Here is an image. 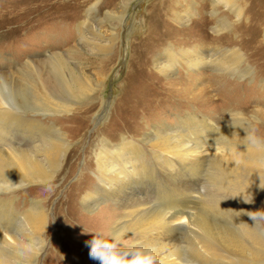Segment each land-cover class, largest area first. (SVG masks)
Instances as JSON below:
<instances>
[{
  "label": "rangeland",
  "instance_id": "374dc122",
  "mask_svg": "<svg viewBox=\"0 0 264 264\" xmlns=\"http://www.w3.org/2000/svg\"><path fill=\"white\" fill-rule=\"evenodd\" d=\"M6 1L0 0V94L4 97L6 87L11 88L13 99L29 110L37 108L34 104L41 94L39 104L54 107L51 112L43 110L34 116L42 126L16 123L11 130L0 111V141H5L13 131L11 139L22 141L26 163L30 164V171L18 172L15 164L6 161L0 147V181L7 182V177L12 180L16 176L14 183L23 179L26 185L18 191L0 193V225H19L25 242H29L15 256L4 255L6 264H99L90 258L86 242L92 234L85 231L102 230L110 238L118 223L127 225L118 226L122 227L121 246L132 247L139 238L129 231L128 225L163 208L165 201L157 197V191L170 190L173 176L189 180L188 187L176 186L173 191L198 212L203 228L199 235L213 248L219 264H242L244 259L249 264H264V219L254 222L248 215L264 212V193L257 203L254 204V197L252 203H246L231 184L232 178L242 181L248 190L245 196H253L262 189L260 176L264 177V166L259 160L264 154L254 147L256 158L250 161L253 172L243 170L238 177L230 174L229 163L222 160L205 161L202 167L185 174L183 169L177 170L165 162L159 165L155 156L147 153L145 164L149 170L140 171L132 184L140 188L141 196L147 197L146 207H136L130 201L117 207L113 200H105L101 191H96V153L105 139L117 143L129 138L150 149L142 139L156 129L166 127L174 132L188 127L179 126L182 123L189 125L204 117L218 128L213 133L214 141L222 133L218 144L227 153L233 136L239 137L240 142L241 133L247 136L243 127L230 123L227 111L244 113L249 133L264 138V0H231L219 6H213L211 0H98L104 1V8L97 12L96 23L100 24L102 34L114 38L108 51L105 46L90 47L82 42L80 24L86 12L82 2L95 0H48L39 8L34 5L40 2L33 5L34 2L12 0L9 11L4 8ZM108 12H114L115 17H109ZM178 12L186 13V20L178 19ZM170 44L177 50L213 47L220 54L217 59L228 62V72L211 67L190 69L179 64L170 75L162 74L155 69L154 59ZM223 48L234 49L242 56L238 58L230 51L224 54ZM43 86L51 93L45 98ZM25 116L33 117L31 112H25ZM33 136L41 146L35 143L36 147H32ZM35 149L42 151L43 171L32 169L29 159ZM92 194L91 206L86 199ZM122 204L125 209L120 208ZM112 206L117 213L109 219ZM128 211L126 217L124 212ZM39 216L37 225L35 219ZM190 235H178L175 243L187 256L195 251L198 242L196 235ZM22 250L25 255H20Z\"/></svg>",
  "mask_w": 264,
  "mask_h": 264
},
{
  "label": "bare ground",
  "instance_id": "6f19581e",
  "mask_svg": "<svg viewBox=\"0 0 264 264\" xmlns=\"http://www.w3.org/2000/svg\"><path fill=\"white\" fill-rule=\"evenodd\" d=\"M21 1H22V3L34 2L33 5L35 4V2H40L39 5H34V7L35 6L38 7L41 5L44 6L45 4H48L47 3L48 0H19V2H21ZM96 1L98 3V0H95L94 2H89V3L86 1L82 2V5L86 6L85 20H83L80 24L82 42L85 45L90 46V47H94V46L104 47L105 46L106 50L108 51V50H111L113 47L114 38L112 35L105 36L104 34H102L100 24L96 23L97 22L96 21L97 20V16H96L97 12L103 11V8H104V5L101 4V3H104V1L103 2L101 1V3L99 2L98 4H96ZM230 1L231 0H211L213 6H217V5L219 6V5L224 4V3H230ZM6 3L9 5L6 4V6L4 8L7 11L11 10V6H13L12 0H7ZM238 11L240 12V10H238ZM114 12H108L109 17L114 18L115 17ZM216 13L217 12H213L214 15ZM177 15H178V19H181L183 21L186 20V17H187L186 13H179L178 12ZM159 21H161V20H159ZM152 30H154V29H152ZM150 32H152V31H150ZM159 39H161V38L159 37ZM147 46H149V45H147ZM152 46H153V43H152ZM155 47H157V46H155ZM212 48H210L208 50H203V49L200 50V48H195L194 50H189V49L177 50V49H175V47L172 46V44H170L164 52L159 53L158 56L155 57L154 67L158 72L165 74V75H170L177 68V65H179V64H185L190 69H202V68H206V67H208V68L211 67V69L223 70L224 72H228V70H226L229 67V65L227 64L228 62H226V60H224L223 58L217 59L216 55H220V54H216L215 53L216 49H212ZM219 48H218V50H219ZM223 49L224 50L222 52L224 54H225V52L230 51L232 55H234L238 58L242 56L241 53H237V51L234 49H227V48H223ZM223 53H221V54H223ZM218 57H221V56H218ZM224 57H225V55H224ZM225 59H226V57H225ZM231 61H233V59ZM233 63L234 62H232V64ZM237 63H238V61H237ZM245 64H246V62H245ZM238 70H241V69L238 68ZM240 73H241V71H240ZM240 77H242V76H240ZM43 87H45L44 91L46 90V94L43 93L42 96H43V98H45L46 96L48 97L49 94H51V93H50L48 87H46V86H43ZM6 90H7V92H6V95L4 97L1 96V94H0V111H3L2 118L4 119L6 126L10 130H11L12 126L16 123H17V125L22 124V126H25V123L28 122V123H30L31 126H42L43 123L41 122V120L38 118H35L34 116L37 114H40V111H43V110L44 111H50V110L54 109V107L52 108L49 104H46V103L45 104H39V102L41 100V98H40L41 94H40L39 98H37V103L34 104V106H36L37 108H32V110H29L28 108H26V106L24 104L13 99L12 96L14 94L12 96L10 95V93L11 94L13 93L11 88H9V90H8V87H6ZM16 111H19L21 113H18ZM25 112H31L33 117L25 116ZM15 114H16V117H15ZM41 114H43V113H41ZM0 118H1V116H0ZM163 126H168V125H163ZM179 126H188V127H185L183 129H177L178 131H174V132L172 130L170 131L169 128L164 127V128L159 129V130L156 129L155 132L152 134L146 135L142 139V142L144 144H149L151 146L150 149L144 148L143 145L138 144L129 138H122L117 143L111 142L109 139H105V143H103V147L102 148L99 147L100 151L96 153V156H97V163L96 164H98V167H96L97 168L96 176L98 178V184H97L96 191L97 192L101 191V193L104 196L103 198H105V200H113V203L115 205H117V207L120 203L125 202V201H130L131 204H136V207L149 206L148 205L149 201H148V199H146L147 197L145 198V196H141L140 188L139 187H137V188L133 187V185H132L134 183V181H136L137 175L140 176V173H139L140 171L143 170L142 172H144V170H149L148 165L145 164L146 159H147L146 158L147 153H150L151 155L155 156V158H156L155 162L157 160L159 165L162 164V162H165V163H167V165H169V166L171 165V167L173 166L177 170L183 169L184 171H186L185 174H188L189 172L195 171L197 168L202 167V165L205 164V161L214 162V161H221V160L224 161V163L225 162L229 163L230 169H231L229 172L231 175H233L235 177H238L239 175H241L243 170H250L251 169L250 171H252L253 168H251V166H250V161L253 162V160L256 158V156L254 155L252 148H248V146L245 144V142H246L244 139L246 137L244 135L245 133H241L243 135V137H242L243 141L241 140V142L238 141V140H240L239 137L232 135L233 136L232 141L230 143V146H228V147H230L229 148L230 152L225 153L224 152L225 148L222 149V147L220 146L221 144L219 145L218 143H216L217 141H214L215 135L213 133H214V130L218 129V128H216V125L214 124V122L212 120H210L208 118L204 119V117H203L201 120H193L192 124L187 125V123L184 122ZM36 128L39 129L38 127H36ZM33 130H34V128H33ZM44 130H49V129H48V127H47V129H45V127H44ZM46 132H48V131H46ZM245 132H246V130H245ZM11 133L14 134L13 131ZM12 134H9L8 137L5 139V141H2L3 143L0 141L1 142L0 147L3 150V153L5 155V159H6V161L8 160L12 164H15L18 172H21V171L24 172L27 169L30 171L29 166H28L30 164H28V162L26 163V158H25V155L23 154L25 152V148H23L24 144L21 143L22 141L21 142H17V140H16V142L13 141L11 139V137L13 136ZM238 134H240V132H238ZM26 135H28V134H26ZM33 135H34V133H33ZM219 135H220V133H219ZM228 137H230V136H228ZM24 138L25 137H23V139ZM224 138H225V136H224ZM18 140H19V138H18ZM229 140H231V139H229ZM222 141H224V139ZM26 143H28V141ZM31 143H33L32 147L35 148L36 147L35 143H37V142H36V138L34 136L31 138ZM224 144H225V142H224ZM37 145L39 146L40 144L37 143ZM53 145H54V143H53ZM45 149L48 150L46 147H45ZM58 149L60 150V148H58ZM41 152L42 151H37L35 149L34 154L29 159L30 163L32 165V169L35 172L42 170L41 167H43V165L45 164V163L43 164V162H42L44 160V158L41 157V155H42ZM51 155L52 154L50 153V156ZM52 157L53 156H51L50 158H52ZM53 158H52V160H53ZM49 161H51V160H49ZM259 162L262 166H264V156H262L260 158ZM2 163L3 162H1L0 165H2ZM4 163H6V162H4ZM53 163H55V162H53ZM6 164L11 165L10 163H6ZM49 164L50 163H48V165ZM49 168H50V166H49ZM49 168L46 167L47 170ZM0 171H2V170H0ZM187 171H188V173H187ZM8 172H9V175H11V169L10 170L8 169ZM28 172H26V173L28 174ZM50 172H51V170L49 172H47V174ZM171 173H172V171H171ZM27 174H25V176H27ZM51 174L53 175V172ZM12 175H13V173H12ZM30 175H31V173H30ZM30 175L28 174V176H30ZM182 175L184 176L183 173H182ZM231 175H229V176L232 177ZM3 176H4V174H3ZM12 178H13V176H12ZM174 178H176V176H173V179ZM14 179H16V176ZM14 179L11 180V178H10V180L12 182L14 181ZM173 179L170 181V183L171 182L172 183L168 185L169 186L168 188H170V190L166 191L165 188L164 189L161 188L162 191H159V190L157 191V197L160 198L161 200L165 201V204L162 205L163 208L160 207L158 209V211L151 213L147 217H143V218L140 217L141 219L139 218L135 222L132 221L128 225V228L130 229L129 231L131 233L132 232L136 233L137 237L139 238V242L135 243L132 247H135L138 245H143V246L155 249L157 254H158L159 261L161 262V264H219L218 263L219 260L215 257V255L213 253V248L208 245L207 240H205L204 238L201 239V236L199 235L203 228H202V226H200V222L198 220V216H199L198 212L195 211L196 209H194V207L188 205V203H187L188 201L186 202L184 197H183V199H181L179 197V195H181V194L178 195V193L176 194L173 191V187H176V186H178V187L181 186L184 188L188 187L187 184H188L189 180H187L185 177H184V179H181V178H176V180H173ZM162 183L164 184V182H162ZM242 183L243 182L242 181L240 182L239 179H237V178H232V180H231V184L233 185L234 190L239 192L241 195H244L246 193V191H248V190L246 189L245 185ZM160 186H162V185L160 184ZM174 189H176V188H174ZM181 191H184V190L182 189ZM258 191H259L258 193L254 194L252 196V197H254V204L257 203V198L260 195H263L264 189H260V190L258 189ZM184 194H187V193L183 192V195ZM93 196H94V194H92L91 196H89V198L86 199V202L90 203L89 205H91V206H92V204H91L92 200H90V199L93 198ZM96 204H97V202H96ZM140 204H142V205L140 206ZM124 205H125V203H124ZM124 205L122 204V206H120V208L125 209L126 207ZM6 208H7V206H6ZM112 208L113 209H111V207H110V209L113 211L109 210L110 211L109 219H111L113 216L116 215L115 213H117V210H116L117 208H115L113 206H112ZM186 208H189L188 210L191 209V211H187ZM21 214H22V212H21ZM129 214H130V211L124 212V215L126 217H128ZM134 214H135V212L133 213V215ZM239 217H241V216H239ZM24 218L25 217H23L21 219H24ZM40 218L41 217L39 216L38 218L35 219V222L37 225H40ZM28 219H29V217L27 218V220ZM43 221H44V219H43ZM106 221H108V220L106 219ZM121 221H123V220H121ZM29 222H31V221H29ZM101 223H103V222H101ZM25 224H26V222H25ZM120 224H123L124 227L127 226L124 223H118L117 227H115V230L113 232L114 234H120L119 229L122 228V227H118ZM103 225L104 224H102V226ZM42 230H44V229H41L40 231L42 232ZM21 232H22V229L20 228V226L13 223V222L0 225V264H6L7 260L4 258L5 256H9V257L11 255L15 256V254L20 252L21 248H23L24 245H28L29 242L28 243L25 242L24 233H22L23 235H21ZM190 234L196 235L198 242H195L196 239H195V241H193L196 243L195 245L197 247L194 246L195 251L191 252L190 255L187 256L186 253H183L182 251H180V247L175 243H177V241H178V237H177L178 235H183L184 237L185 236L187 237ZM198 235L200 237H197ZM190 239H191V237H190ZM25 253L23 254V250H22V253L20 255H25ZM221 255H223V254H221ZM242 264H249V261L244 259V262Z\"/></svg>",
  "mask_w": 264,
  "mask_h": 264
},
{
  "label": "clouds",
  "instance_id": "9594fccd",
  "mask_svg": "<svg viewBox=\"0 0 264 264\" xmlns=\"http://www.w3.org/2000/svg\"><path fill=\"white\" fill-rule=\"evenodd\" d=\"M256 111L258 112L259 109ZM225 113L231 115L230 123L233 126L243 127L247 131V136L244 139L248 148L254 147L257 151L264 153V138L249 133L248 129L245 127L248 117L242 112L227 111ZM252 118L255 119L254 116ZM237 121L242 122L237 123ZM220 135L218 136L216 143L219 142ZM260 178V187L264 189V177L260 176ZM25 186L23 179L19 183H14L7 177V182L0 181V193L18 191ZM243 200L246 203H252L253 197L249 193L248 196L243 195ZM248 215L254 222H256L257 219H264V212L261 211L249 212ZM85 232L92 234V238L86 242V245L90 247V258L98 261L99 264H159L158 254L153 248L143 245L122 247L120 239L121 234H113L109 238L101 230Z\"/></svg>",
  "mask_w": 264,
  "mask_h": 264
}]
</instances>
